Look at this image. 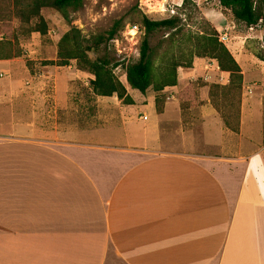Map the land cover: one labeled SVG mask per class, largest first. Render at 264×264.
<instances>
[{"label": "crops", "instance_id": "obj_1", "mask_svg": "<svg viewBox=\"0 0 264 264\" xmlns=\"http://www.w3.org/2000/svg\"><path fill=\"white\" fill-rule=\"evenodd\" d=\"M11 76L0 88L13 117L0 129V264H264L263 122L258 139L244 113L231 131L207 92L186 118L177 101L158 113L154 96L114 95L93 135L60 132L53 102L38 110L42 76ZM108 124L114 135L94 134Z\"/></svg>", "mask_w": 264, "mask_h": 264}, {"label": "rangeland", "instance_id": "obj_2", "mask_svg": "<svg viewBox=\"0 0 264 264\" xmlns=\"http://www.w3.org/2000/svg\"><path fill=\"white\" fill-rule=\"evenodd\" d=\"M12 3L13 0H0V40L16 42L15 46L21 50L22 56L7 60L4 65L0 64V88L13 80L11 74L22 77L41 75L38 86L42 88L44 99L38 110L40 114H45L46 105L53 102L56 130L61 132L63 127L70 125L74 129H82L79 133H89L88 130L101 126L98 121L110 118L112 105V99L94 94L90 86L94 76L80 70L75 60L65 67L43 65L44 61L57 60L58 43L65 33L77 29L82 38L92 41L99 35L106 36L114 24L120 21L122 30L116 39L91 51L89 57L92 60L108 59L112 66L118 64L114 69L115 75L131 96L138 99L142 93L130 88L126 71L140 56L144 35L142 18L148 16L153 20H161L179 15L186 29L194 33L201 31L204 26L217 31L220 41L230 50L243 72L239 122L244 113V122H249L244 132L255 139L260 136L256 122H263L264 137V62L258 58V54H264L263 29L260 25L249 28L236 21L231 11L221 6L220 0H84L82 8L68 11V18L53 9H44L42 15L49 27L45 36L27 33V26L13 14ZM134 26L139 29L137 33H131L130 28ZM168 35L170 32L165 30L153 34L150 38L151 46L160 44ZM198 61L199 65L196 64ZM228 83L229 73L222 72L216 60L194 57L192 68L178 69L176 86L166 87L160 93L149 89L145 95L154 96L155 99L164 96L165 102L177 101L183 118H186L191 103L207 93L213 106L209 94L211 84ZM18 115L17 119L20 120L21 107ZM31 116V112L27 113L23 119L31 121ZM12 118L10 108L0 107V129L4 122H10ZM23 130L30 131L28 127ZM112 131L114 124H108L94 134L110 136Z\"/></svg>", "mask_w": 264, "mask_h": 264}, {"label": "trees", "instance_id": "obj_3", "mask_svg": "<svg viewBox=\"0 0 264 264\" xmlns=\"http://www.w3.org/2000/svg\"><path fill=\"white\" fill-rule=\"evenodd\" d=\"M84 0H13L12 11L24 26L27 33L47 35L48 23L42 15L44 9H53L68 18V11L82 8ZM222 7L231 11L234 19L247 27L260 25L263 29L264 42V0H220ZM182 18L171 16L166 19L153 20L148 16L142 18L143 38L140 56L137 62L129 65L126 71L127 83L131 89L145 94L149 89L160 93L166 87L178 83V69L192 68L193 58H210L217 61L222 72L229 73L226 85L211 84L210 98L213 106L220 112L225 126L233 132L240 127L239 115L242 97V69L230 50L219 39L214 28L204 26L199 32L186 29ZM122 30L118 21L107 32L92 41L81 37L79 30L72 29L65 33L58 43L57 60L44 61L43 65L69 66L75 60L78 68L94 76L90 86L97 96L113 97L124 105H133L134 100L127 88L114 73L118 64L112 66L108 59L92 60L89 53L102 44L116 39ZM170 32L160 44L151 46L150 38L159 31ZM15 43L0 40V60H10L22 56ZM264 62V54H258ZM28 65H32L28 63ZM156 109L162 113L165 105L164 96L156 98Z\"/></svg>", "mask_w": 264, "mask_h": 264}, {"label": "built area", "instance_id": "obj_4", "mask_svg": "<svg viewBox=\"0 0 264 264\" xmlns=\"http://www.w3.org/2000/svg\"><path fill=\"white\" fill-rule=\"evenodd\" d=\"M131 33H137L139 31L137 26H134L133 28H130Z\"/></svg>", "mask_w": 264, "mask_h": 264}]
</instances>
